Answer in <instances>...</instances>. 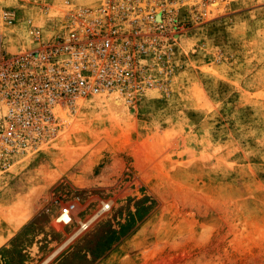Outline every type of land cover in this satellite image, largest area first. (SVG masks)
<instances>
[{"label": "rangeland", "instance_id": "1", "mask_svg": "<svg viewBox=\"0 0 264 264\" xmlns=\"http://www.w3.org/2000/svg\"><path fill=\"white\" fill-rule=\"evenodd\" d=\"M98 1L0 0L17 15L7 49L36 47ZM177 8L182 30L145 58L144 89L82 99L0 171V213L28 225L26 250H1L0 264H264V0Z\"/></svg>", "mask_w": 264, "mask_h": 264}, {"label": "built area", "instance_id": "2", "mask_svg": "<svg viewBox=\"0 0 264 264\" xmlns=\"http://www.w3.org/2000/svg\"><path fill=\"white\" fill-rule=\"evenodd\" d=\"M178 3L184 0H99L73 7L50 39L17 53L6 46V26L16 12L0 6V171L56 136L64 110H75L82 99L144 89L153 79L145 58L163 57L172 34L182 30ZM108 207L103 203L96 214ZM74 211L75 202H68L61 215ZM92 219L80 220L76 235Z\"/></svg>", "mask_w": 264, "mask_h": 264}, {"label": "crops", "instance_id": "3", "mask_svg": "<svg viewBox=\"0 0 264 264\" xmlns=\"http://www.w3.org/2000/svg\"><path fill=\"white\" fill-rule=\"evenodd\" d=\"M7 206L5 208H19L23 209L24 206L18 203V206L12 205V202L5 203ZM3 208V209H5ZM7 211V212H6ZM3 213H0V251L12 250L15 248L24 249L23 245L26 244V237L28 231L27 219H23L21 216L15 214L11 216L7 209ZM26 250V249H24Z\"/></svg>", "mask_w": 264, "mask_h": 264}, {"label": "bare ground", "instance_id": "4", "mask_svg": "<svg viewBox=\"0 0 264 264\" xmlns=\"http://www.w3.org/2000/svg\"><path fill=\"white\" fill-rule=\"evenodd\" d=\"M109 101H111L112 104H115V105H116V108H117V106L120 107V105L122 104L121 101L116 100V99H113V98H112L111 100H109ZM122 105H123V104H122ZM116 108H115V109H116ZM120 109H121V108H120ZM67 111H69V110H67ZM67 111H66V112H67ZM118 112H119V109H118ZM70 117H71V116H70Z\"/></svg>", "mask_w": 264, "mask_h": 264}]
</instances>
